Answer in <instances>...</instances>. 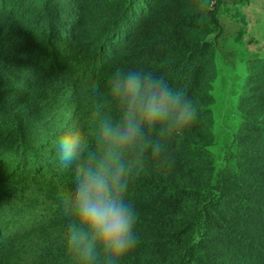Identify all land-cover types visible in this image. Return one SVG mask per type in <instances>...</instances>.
I'll list each match as a JSON object with an SVG mask.
<instances>
[{"label": "trees", "instance_id": "obj_1", "mask_svg": "<svg viewBox=\"0 0 264 264\" xmlns=\"http://www.w3.org/2000/svg\"><path fill=\"white\" fill-rule=\"evenodd\" d=\"M244 1L0 0V264H74L56 138L90 125L117 67L163 75L197 112L172 163L132 178L138 242L121 264H264V53L239 49ZM217 75L239 94L216 166Z\"/></svg>", "mask_w": 264, "mask_h": 264}, {"label": "clouds", "instance_id": "obj_2", "mask_svg": "<svg viewBox=\"0 0 264 264\" xmlns=\"http://www.w3.org/2000/svg\"><path fill=\"white\" fill-rule=\"evenodd\" d=\"M105 87L90 125H69L56 138L71 176L59 198L74 264H121L137 245V213L126 199L132 178L146 161L171 164L170 141L197 116L190 98L152 71L117 67ZM91 91L100 95L97 85Z\"/></svg>", "mask_w": 264, "mask_h": 264}, {"label": "rangeland", "instance_id": "obj_3", "mask_svg": "<svg viewBox=\"0 0 264 264\" xmlns=\"http://www.w3.org/2000/svg\"><path fill=\"white\" fill-rule=\"evenodd\" d=\"M236 11L242 17V20L240 22H230L228 17L226 16H224L223 19L230 22L235 29H239L238 34L240 35V38L242 40V46H240L239 49H246L249 54H251V52H253L254 54H263L264 0H245L236 7ZM232 13L233 11L229 12L228 15ZM245 76L246 74L244 72L240 74V82L245 79ZM214 92L216 94L215 104L220 105L219 120L223 121L222 124L219 123L218 126L214 127L215 142L212 146V153L214 156V164L217 166L219 162L217 154L221 151L223 145L222 133L224 129L231 132L237 123L235 105L239 90L236 92L233 90V88H229L226 90V88H224V86L222 85L221 80L218 79L217 75V78L214 81Z\"/></svg>", "mask_w": 264, "mask_h": 264}]
</instances>
